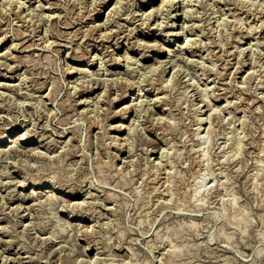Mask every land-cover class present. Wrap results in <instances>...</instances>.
Instances as JSON below:
<instances>
[{
    "label": "rangeland",
    "instance_id": "374dc122",
    "mask_svg": "<svg viewBox=\"0 0 264 264\" xmlns=\"http://www.w3.org/2000/svg\"><path fill=\"white\" fill-rule=\"evenodd\" d=\"M178 1L0 0V264H264V0Z\"/></svg>",
    "mask_w": 264,
    "mask_h": 264
},
{
    "label": "bare ground",
    "instance_id": "6f19581e",
    "mask_svg": "<svg viewBox=\"0 0 264 264\" xmlns=\"http://www.w3.org/2000/svg\"><path fill=\"white\" fill-rule=\"evenodd\" d=\"M117 1V0H116ZM181 1V0H180ZM188 1H190V0H188ZM177 2H179L178 0H162V4H164L165 6H167V8L165 9L166 11H167V13H168V15H169V11H170V9H174V10H176V7L177 6H175L176 4H177ZM119 3V2H118ZM182 3H183V1H182ZM116 5V4H115ZM160 6V5H159ZM3 7V6H2ZM156 7H157V5H156ZM164 7V6H163ZM158 9V8H157ZM181 9V8H180ZM183 9V8H182ZM153 10V9H152ZM178 11V10H177ZM183 11V10H182ZM189 11V9H184V13H187ZM165 12V11H164ZM163 11H161L160 13L161 14H159V15H162L163 13H164ZM111 13V12H110ZM172 13V12H171ZM29 14V13H28ZM185 15V14H184ZM142 16V15H141ZM176 16V15H175ZM149 17V16H148ZM185 22V21H184ZM184 24V23H183ZM184 29V28H183ZM187 39V36H185V40ZM182 45V44H181ZM186 45H188V42H186ZM186 45L183 47L182 46V48H185L186 47ZM181 46H179V48H180ZM168 50H169V48H168ZM183 52V51H182ZM171 53V52H170ZM251 53V52H250ZM168 55V54H167ZM171 55V54H170ZM165 57V56H164ZM182 57H183V55H182ZM165 58H167V57H165ZM172 58V57H171ZM169 59V58H168ZM173 59V58H172ZM163 62V61H162ZM170 61H168L167 63H169ZM159 63V62H158ZM166 63V64H167ZM173 66H174V63H171ZM176 65V64H175ZM170 66V65H169ZM167 67V66H166ZM163 68V70H165V68H164V66L162 67ZM127 94V93H126ZM131 108V107H130ZM127 112V111H126ZM22 133V132H21ZM21 133L19 134V136L17 137V139H22V138H24L23 137V135H21ZM27 136V135H26ZM9 139V142H11L10 141V138H8ZM13 142V141H12ZM19 143V142H18ZM13 144H15L14 142H13ZM162 156V155H161ZM159 163V162H158ZM49 189V188H48ZM48 192V191H47ZM54 192V191H53ZM76 207H78V205H76ZM74 208V207H73ZM229 230V229H228Z\"/></svg>",
    "mask_w": 264,
    "mask_h": 264
}]
</instances>
